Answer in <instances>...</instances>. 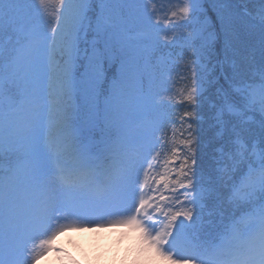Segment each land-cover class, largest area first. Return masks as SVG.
<instances>
[{"label":"snow or ice","instance_id":"1","mask_svg":"<svg viewBox=\"0 0 264 264\" xmlns=\"http://www.w3.org/2000/svg\"><path fill=\"white\" fill-rule=\"evenodd\" d=\"M234 2L0 0V264L84 227L133 264H264V0Z\"/></svg>","mask_w":264,"mask_h":264},{"label":"rangeland","instance_id":"2","mask_svg":"<svg viewBox=\"0 0 264 264\" xmlns=\"http://www.w3.org/2000/svg\"><path fill=\"white\" fill-rule=\"evenodd\" d=\"M178 89L183 88V83L180 82L177 85ZM177 99H180L177 96ZM124 233L116 234L113 229H95V228H80L69 230L68 232L61 233L57 237L55 247L62 248V252H50L47 256L43 257L38 264H81L83 259V253L86 251L91 252L95 243V239L98 235H103L102 249L105 251H111V255L115 253L117 244L115 241H119L118 245L122 248L136 247L137 235L129 231V229L123 228ZM85 264V263H84ZM128 264H133L130 261ZM159 264V262H158Z\"/></svg>","mask_w":264,"mask_h":264},{"label":"trees","instance_id":"3","mask_svg":"<svg viewBox=\"0 0 264 264\" xmlns=\"http://www.w3.org/2000/svg\"><path fill=\"white\" fill-rule=\"evenodd\" d=\"M56 5L53 3L49 7L54 8ZM260 7V5L256 2V0H249L246 4L240 3L239 0H235L234 2V8L237 13H242L245 9L252 15H255L256 10ZM209 15H212V13H209ZM254 43L256 41H253ZM222 47V43L218 45V48ZM259 58V53L257 52V59ZM225 74L230 75L231 74V69L227 66L224 67L223 69ZM216 75H220V70H217ZM220 85H223L225 88L228 87V85L225 83L223 79L220 80ZM216 100V95H215V89L210 88L208 92L206 93V98L202 101V107H201V114L207 119L210 115L209 109H208V103L209 101H215ZM210 123V120L207 121L206 123H203L201 125V133H200V138L202 141L200 150L198 152L199 160L198 163L201 165L202 168L207 169V167L211 164V157L214 155V149L217 147V144L215 142L209 143L213 131L209 129L208 125ZM9 161L7 158L4 160V164L7 167ZM232 214V210L229 209L225 215L230 216ZM241 214H244V209H240L236 215L239 216ZM100 239L96 241V247L91 255L93 258L94 264H116V258L117 255L120 254L121 249L118 248L117 255L116 257L114 256H108L106 253H104L101 250ZM126 258H122L121 264H124V260ZM87 264H90V258L87 260H84Z\"/></svg>","mask_w":264,"mask_h":264}]
</instances>
